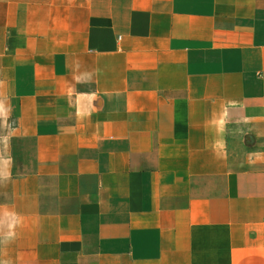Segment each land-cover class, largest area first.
I'll return each instance as SVG.
<instances>
[{"label":"crops","instance_id":"0c3cea01","mask_svg":"<svg viewBox=\"0 0 264 264\" xmlns=\"http://www.w3.org/2000/svg\"><path fill=\"white\" fill-rule=\"evenodd\" d=\"M0 103V260L264 264V0H0Z\"/></svg>","mask_w":264,"mask_h":264},{"label":"clouds","instance_id":"9594fccd","mask_svg":"<svg viewBox=\"0 0 264 264\" xmlns=\"http://www.w3.org/2000/svg\"><path fill=\"white\" fill-rule=\"evenodd\" d=\"M4 107L3 104L0 103V115H3ZM7 138H0V142H6ZM11 179V173L8 172L7 175L0 173V184L6 183L8 180ZM13 216L17 214L12 213ZM18 223H22V218H20L16 223H10L8 225L7 231L0 233V246H6L7 244L11 243L16 238V227ZM0 264H9L8 261L0 260Z\"/></svg>","mask_w":264,"mask_h":264}]
</instances>
